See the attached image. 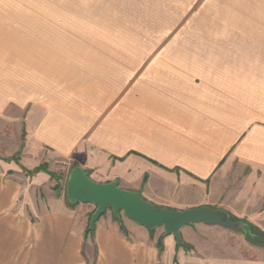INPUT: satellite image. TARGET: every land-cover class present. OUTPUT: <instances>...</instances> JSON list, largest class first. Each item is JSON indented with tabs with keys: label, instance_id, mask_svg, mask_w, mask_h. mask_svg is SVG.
I'll use <instances>...</instances> for the list:
<instances>
[{
	"label": "crops",
	"instance_id": "1",
	"mask_svg": "<svg viewBox=\"0 0 264 264\" xmlns=\"http://www.w3.org/2000/svg\"><path fill=\"white\" fill-rule=\"evenodd\" d=\"M3 22L0 29L6 28L9 40L11 26ZM244 56L202 62L210 65L197 72L204 105L190 110L194 126L185 119L177 133L184 144L188 138L211 146L202 147L200 155L191 146L193 162L184 150L185 161L174 165L169 143L176 124L171 125L168 115L156 114L154 120L143 116L141 125L129 127L121 117L113 134L105 130L89 136H84L89 125L81 116L61 110L53 114L51 106L40 107L45 114L34 121L27 115L25 91L12 88L9 56L0 55V264H264V258L240 255L244 240L251 244L248 235L220 225H186L177 241L160 226L148 229L124 215L117 220L107 209L88 231L95 205L74 206L53 196L36 199L46 170L34 169L57 157L70 171L78 166L96 182L115 180L156 207L205 205L264 227V71L252 75L251 58ZM219 64L226 66H214ZM19 80L26 86V71ZM12 92L18 94L17 102H11ZM217 96L242 97L244 113L236 116L232 103L226 106L230 113L221 115L223 105L207 103ZM254 111L258 116L252 118ZM199 121L221 127V134L215 127V136L208 138L199 132ZM188 125L194 135L187 132ZM174 169L181 171L178 180L171 177ZM230 238L240 242H228Z\"/></svg>",
	"mask_w": 264,
	"mask_h": 264
},
{
	"label": "rangeland",
	"instance_id": "2",
	"mask_svg": "<svg viewBox=\"0 0 264 264\" xmlns=\"http://www.w3.org/2000/svg\"><path fill=\"white\" fill-rule=\"evenodd\" d=\"M0 19L11 26L9 40L3 31L0 55L9 56L12 88L25 91L31 119L38 121L45 114L42 108L51 106L53 114L61 110L81 116L89 125L84 136H89L105 130L113 134L121 117L129 127L141 125L143 116L154 120L164 113L176 124L169 143L174 165L185 161L186 150L187 161L193 162L191 146L200 155L210 145L188 138L184 144L177 133L185 119L194 126L190 110L204 105L197 72L210 66L202 64L205 58L226 62L229 55L245 54L252 75L264 71V0H0ZM24 71L26 86L19 80ZM18 99L12 92L11 102ZM207 103L223 105L221 115L230 113L226 106L232 103L236 116L244 113L239 96L212 97ZM198 125L208 138L215 136V127L221 134L219 126ZM192 126L187 132L194 135ZM43 162L46 175L36 199L53 196L68 202L70 169L57 157ZM180 172L174 169L171 177L178 180ZM251 226L264 233V227ZM249 239L250 245L246 240L240 245V255L264 258V240Z\"/></svg>",
	"mask_w": 264,
	"mask_h": 264
},
{
	"label": "water",
	"instance_id": "3",
	"mask_svg": "<svg viewBox=\"0 0 264 264\" xmlns=\"http://www.w3.org/2000/svg\"><path fill=\"white\" fill-rule=\"evenodd\" d=\"M68 202L75 204L91 203L95 210L89 219V228L93 229L95 222L110 209L117 220L121 215L148 229L162 227L166 235H174L181 241L182 227L202 222L209 225H220L226 228H240L250 238L254 237L249 223L243 220H231L229 212L209 206H199L173 210L167 207H156L138 193L123 189L117 182H96L81 167L71 169L66 182Z\"/></svg>",
	"mask_w": 264,
	"mask_h": 264
},
{
	"label": "trees",
	"instance_id": "4",
	"mask_svg": "<svg viewBox=\"0 0 264 264\" xmlns=\"http://www.w3.org/2000/svg\"><path fill=\"white\" fill-rule=\"evenodd\" d=\"M39 170H45V169L41 165L39 167H37V168L34 169V171H39ZM231 220H235L236 221L238 219H236L235 217L232 216ZM250 226H251V224H250ZM251 228H252V226H251ZM253 229L254 228H252V233L254 234V238H259V240H264V238H263L264 233H262L257 228L255 230H253ZM92 230L93 229H90L89 226H88V231H92Z\"/></svg>",
	"mask_w": 264,
	"mask_h": 264
}]
</instances>
